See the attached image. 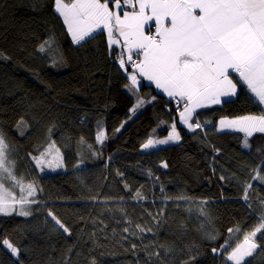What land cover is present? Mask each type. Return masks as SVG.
Returning a JSON list of instances; mask_svg holds the SVG:
<instances>
[{
	"label": "trees",
	"instance_id": "1",
	"mask_svg": "<svg viewBox=\"0 0 264 264\" xmlns=\"http://www.w3.org/2000/svg\"><path fill=\"white\" fill-rule=\"evenodd\" d=\"M121 57L102 32L74 44L55 0H0V133L36 188L31 215L0 214V264H132ZM47 148L61 166L43 173Z\"/></svg>",
	"mask_w": 264,
	"mask_h": 264
},
{
	"label": "snow or ice",
	"instance_id": "2",
	"mask_svg": "<svg viewBox=\"0 0 264 264\" xmlns=\"http://www.w3.org/2000/svg\"><path fill=\"white\" fill-rule=\"evenodd\" d=\"M124 3L133 10L124 12L122 17L109 9V0H73L71 4L55 0V11L63 18L74 44L100 28L107 31L110 44L119 43L113 38L118 33L135 71L168 97L183 102L180 122L189 130L200 127L199 122L190 123L197 108L220 104L221 97L235 95L238 83L245 85L254 100L264 106V0H124ZM114 7L121 8L120 0H116ZM40 50H44L43 45ZM133 52L141 58L133 60ZM119 63L125 68L123 58ZM233 73L238 81L234 80ZM129 79L133 86L137 84L136 75H130ZM142 103L138 100L136 107ZM220 125L251 137L256 132L264 133V114L222 119ZM103 135L99 133L97 140L102 141ZM180 138L173 124L167 140L149 139L143 148ZM54 161L56 167L61 166L58 153ZM36 162L38 166L44 163L38 158ZM52 164L53 161H48L49 167ZM5 178L20 187L21 195L17 199L0 182V214L10 215L15 211L20 216L31 215V210L24 205L36 202L28 199L35 195L36 188L33 184L25 186L22 179L16 178L14 161L9 159L6 139L0 133V181ZM254 178L264 182V175ZM245 193L247 199V187ZM137 196L143 198L140 193ZM48 215L65 233L69 232L52 212ZM257 233L264 235V217L227 260L246 264V258L252 257L258 247ZM3 245L12 256L18 255L17 247L9 240L4 239Z\"/></svg>",
	"mask_w": 264,
	"mask_h": 264
},
{
	"label": "rangeland",
	"instance_id": "3",
	"mask_svg": "<svg viewBox=\"0 0 264 264\" xmlns=\"http://www.w3.org/2000/svg\"><path fill=\"white\" fill-rule=\"evenodd\" d=\"M59 14V13H58ZM64 22V21H63ZM66 26V25H65ZM97 33H100V32H97V30L96 31H94L92 34H91V36H94L95 34H97ZM91 36H89V37H91ZM89 37H86L85 39H87V38H89ZM81 42H83V41H81ZM80 42V43H81ZM57 151H54L53 149H51V148H47V150H46V152L44 153V154H46V155H42V157H40L39 159H41V160H43L44 161V163L42 164V165H40V166H46V164H48V161H53V164H55V161H54V157H56V155H57ZM61 160V159H60ZM52 164V166L51 167H49L48 166V168L46 167V173L48 172V173H50L49 171H51L50 170V168H53V169H56V168H54V165ZM38 166V165H37ZM40 166H38V167H40ZM41 168V167H40ZM41 170H42V172L43 173H45V167H44V169L43 168H41ZM24 184V183H23ZM25 186L27 185V184H24ZM14 186H16L15 184H14ZM6 189L7 190H9L7 187H6ZM18 192L19 193H21V190H20V187L18 188ZM29 199V198H28ZM27 205V204H26ZM13 207L14 208H19V205L18 204H15V205H13ZM15 211H13L12 213H14ZM1 215H3V214H1ZM10 252V251H9ZM14 258L16 257V256H13Z\"/></svg>",
	"mask_w": 264,
	"mask_h": 264
},
{
	"label": "crops",
	"instance_id": "4",
	"mask_svg": "<svg viewBox=\"0 0 264 264\" xmlns=\"http://www.w3.org/2000/svg\"><path fill=\"white\" fill-rule=\"evenodd\" d=\"M115 2H116L115 0H109V9H110L111 11H114V12L118 13V14L120 15V9H116V8L114 7ZM61 18H62V17H61ZM62 20H63V18H62ZM66 29H67V27H66ZM67 31H68V30H67ZM97 32L105 33L106 39H108V45H109V47H110L111 49L117 50L120 54H122L121 38L119 37L118 33H114L113 38H114V39H118V40H119V43L110 44V42H109V37H108V33H107L106 30L100 28V29H97ZM70 36H71V35H70ZM121 58H122V57H121Z\"/></svg>",
	"mask_w": 264,
	"mask_h": 264
}]
</instances>
